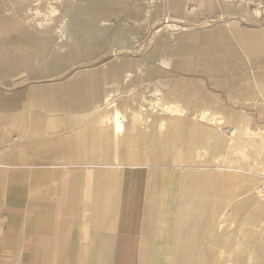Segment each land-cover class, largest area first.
<instances>
[{"label": "crops", "instance_id": "obj_1", "mask_svg": "<svg viewBox=\"0 0 264 264\" xmlns=\"http://www.w3.org/2000/svg\"><path fill=\"white\" fill-rule=\"evenodd\" d=\"M41 1L22 0L21 10L29 14ZM86 1L44 4L42 10L50 11L45 19L2 17L12 9L0 10V40L15 41L14 32L20 38L21 55L11 56V64H27L22 53L33 45L41 46L33 57L47 64L59 62L53 47L62 48L64 40L87 54L97 48L111 26L97 18H68L95 13L79 4ZM174 1L168 0V13L176 12ZM56 11L61 16L51 18ZM168 21L158 22L147 47L163 53L158 63L185 66L197 33H181ZM128 29L121 26L102 45L107 56L116 44L146 46ZM219 41L236 44L248 61L264 54V29ZM5 49L0 45V264H264V197L258 193L264 137L258 128L250 130L244 112L220 104L203 105L202 112L160 101L151 106L146 86L111 84L122 76L136 80L120 72L123 58L103 67L67 68L73 72L62 78L64 91L52 71L38 82L8 85ZM253 95L264 99V86L251 85L246 100ZM223 124L234 125L231 137L221 133ZM252 138L263 149L252 146ZM244 218L246 235L236 225Z\"/></svg>", "mask_w": 264, "mask_h": 264}, {"label": "rangeland", "instance_id": "obj_2", "mask_svg": "<svg viewBox=\"0 0 264 264\" xmlns=\"http://www.w3.org/2000/svg\"><path fill=\"white\" fill-rule=\"evenodd\" d=\"M59 1L61 0H42L39 5L32 6L34 11L27 14L26 11L21 10L22 0L14 2L0 0V10L12 9L5 11L2 17L14 14L17 17L26 15V17L35 16L45 19L50 11L48 9L46 11V6L42 10L44 4H50V2L55 4ZM99 1L102 3H98L96 0L79 3L82 6H89L96 11L95 13L68 15L72 21H87L97 18L104 20L111 26L99 38L97 48L88 54L82 47L77 48L73 43L64 40L62 48L53 47L59 57L58 63L47 64L46 61L34 58L33 52H38L37 50H40L41 46L33 45L25 48L26 51L22 53L24 57L30 58L27 64H11L12 61H9L11 56L21 55L18 32H14L15 41H9L13 38H8L5 42L0 40V45L6 48L7 65L3 72L6 73L7 84L19 86L27 82H38L45 78L47 71H52V80H56V84L59 86L62 85L64 91L67 90V84L62 78L73 72L67 68L103 67L102 63L123 58L126 60L123 63L126 69H122L120 72L126 73V75L130 72L129 74L133 77L135 75L136 80L129 81L124 76L122 79L110 80L114 87L121 85L125 87L135 83L144 85L143 87L146 86L148 89L146 96L150 99L147 103L151 106L156 103L159 104L160 101L163 105L178 104L184 108L198 109L202 112L201 107L203 105L207 104L213 107L220 104L231 110L242 111L251 120L250 130L256 132L255 129L258 128L261 132L258 135L264 137V99L261 96L253 95L250 97L252 100H246L251 85L253 88L255 85L264 86V54H256L248 61L247 57L245 59V53L236 44H223L219 41L220 36L227 39L245 32L254 33L263 30L264 0H211L210 6H202L194 0L181 2L177 0L178 2L174 1L172 5L176 12L169 13L167 12L168 0H121L123 2L121 4L109 3V5L107 0ZM200 1L203 4V1ZM107 10L110 12L115 10V13H107ZM60 16V13L56 11L51 18L55 19ZM164 18L169 19L168 24H176L181 33L186 34L192 31L197 33V46L186 51V53L189 52L190 62L185 66L158 63L156 56L163 53L156 50L152 51L153 48L147 47L149 42H154L155 36H157L155 32L158 28V22ZM50 21L52 22V19ZM138 21L142 23L139 24ZM160 24L165 25L164 23ZM162 25L159 26L162 27ZM121 26L129 27L127 32L138 35L140 42L146 46L143 48L138 46L136 48H123V46L116 44L112 47L115 50L113 54L107 56L108 51L102 49V45L105 42H112ZM31 32L37 35L43 33L34 30ZM29 36L30 39H34V35L29 34ZM131 62L135 65L131 66V70H127ZM47 65L52 69L47 70ZM250 75H253V80L249 79ZM98 77H94L96 83L99 82L96 80ZM143 87L139 92L142 96L145 94ZM201 120L202 126L212 128L209 122L204 119ZM233 127L232 124H223L220 127L221 133L225 134L226 138L231 137L230 129ZM250 144L257 146L254 138L250 139ZM261 144L264 146V143ZM245 145L246 143L241 144V146ZM262 146L258 145L257 147L261 150L263 149ZM211 155L209 154V156ZM211 162L210 166H213V160ZM248 214L249 210L247 216ZM236 225L240 226L241 231L246 235L249 227L248 221L246 222L244 218L242 224ZM261 226L263 228L264 224ZM242 242L244 241L242 240Z\"/></svg>", "mask_w": 264, "mask_h": 264}, {"label": "bare ground", "instance_id": "obj_3", "mask_svg": "<svg viewBox=\"0 0 264 264\" xmlns=\"http://www.w3.org/2000/svg\"><path fill=\"white\" fill-rule=\"evenodd\" d=\"M167 22V21H166ZM165 26V25H164ZM169 28V27H168ZM160 31V30H159ZM240 42L241 41H243V42H241L240 44H244V42H248L247 43V45H250V46H258V45H261L262 44V41L260 40V42L259 43H257V39H252V38H246V40H245V38H241L240 40H239ZM232 130V134L235 132V129H231ZM259 168V167H258ZM259 170V169H258ZM256 171V170H255ZM262 171V170H261ZM261 171H259V172H261ZM261 174V173H260Z\"/></svg>", "mask_w": 264, "mask_h": 264}, {"label": "built area", "instance_id": "obj_4", "mask_svg": "<svg viewBox=\"0 0 264 264\" xmlns=\"http://www.w3.org/2000/svg\"><path fill=\"white\" fill-rule=\"evenodd\" d=\"M230 131L232 132V130L230 129ZM261 184H260V186H259V188H258V193H259V195L261 196V197H264V171H263V173H262V175H261Z\"/></svg>", "mask_w": 264, "mask_h": 264}]
</instances>
